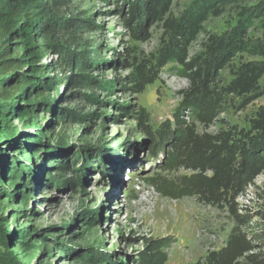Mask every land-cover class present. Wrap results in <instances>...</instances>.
Wrapping results in <instances>:
<instances>
[{"label": "rangeland", "instance_id": "374dc122", "mask_svg": "<svg viewBox=\"0 0 264 264\" xmlns=\"http://www.w3.org/2000/svg\"><path fill=\"white\" fill-rule=\"evenodd\" d=\"M136 1L71 0L61 8V16L72 17L80 25L78 39L67 46L92 55L94 64L86 74L98 82L114 81L115 92L72 86L60 106L89 117L57 122L52 112L41 113L42 134L25 119L13 121L14 135L21 140L40 135V156L49 152L53 164L67 159L69 167L58 171L46 162L41 174L33 178V198L26 208L14 198L0 195V224L10 233V240L29 225L18 212L21 208L28 211L38 231L46 230L45 236L31 237L36 249L22 252L12 242L9 249L0 245V257L13 255L23 264H92L86 259L93 254L99 259L97 264H139V252L148 242L161 240V252L167 254L165 264H209L208 255L220 251L229 236L239 232L251 249L238 264H259L248 256L264 260V173L219 200L208 201L200 194L182 191L183 180L195 172L177 161L181 152L174 136L179 120L192 124L199 135L232 125L248 128L250 118L264 106V93L250 103L226 95L217 117L202 123L184 105L189 87L184 65L160 63L161 49L168 41L164 23L148 20L146 35L132 32L136 26L130 9ZM198 1L171 0L169 12L181 17ZM227 2L220 15L207 16L202 32L189 48L187 61L205 50L210 35L229 32L247 10L249 36L253 41L264 39V0ZM57 57L49 52L44 60ZM143 60L158 77L138 93L128 77ZM249 60L259 58L241 53L231 64ZM232 65L218 73L219 84L232 79ZM151 92L155 98L149 102ZM84 94L93 95L98 102L83 99ZM51 120L55 122L52 125ZM6 155L12 161L20 156L10 146ZM78 175L82 183L70 185L69 181L78 182ZM61 229L65 235L59 239ZM53 239L61 241L62 247Z\"/></svg>", "mask_w": 264, "mask_h": 264}, {"label": "trees", "instance_id": "16d2710c", "mask_svg": "<svg viewBox=\"0 0 264 264\" xmlns=\"http://www.w3.org/2000/svg\"><path fill=\"white\" fill-rule=\"evenodd\" d=\"M70 1L0 0V195L14 198L24 208L33 198L36 182L33 178L41 174L45 163L48 162L50 167L58 171L68 169L69 163L67 159H62L60 164H53L49 152L40 156V135L21 140V137L13 134V121L25 119L27 125H34L42 134L44 129L38 119L41 113L52 112L57 122L83 121L89 117L60 106L72 86L87 90L100 87L115 92L114 81L98 82L95 77L86 74L94 64L92 55L86 50L77 52L67 46L78 39L77 27L80 26L74 18L61 16V8ZM170 1L137 0L131 4V20H135L133 25L136 26L131 30L135 35L136 32L146 35V21L164 23L168 41L161 49L160 63L180 62L184 65L189 81L184 105L205 123L217 117L219 106L226 95L242 98L247 103L260 97L264 93V87L261 86L264 79V39L253 41L249 36L251 22L247 14L250 10L242 13L244 17L229 32L210 35L205 50L187 61L189 48L202 32L207 16L220 15L221 8L227 5L228 0H199L181 17H175L169 12ZM49 52L56 53L58 57L44 60ZM241 53L259 60L240 61L238 65H232V60ZM231 65L232 79L227 84H219L218 73ZM66 71L69 73L64 76ZM55 72L62 74L59 76ZM157 77L155 69L143 60L128 79L140 93L147 85L154 83ZM83 96V99L90 102H98L91 94ZM121 109L129 113L127 108ZM53 121H50V125L55 123ZM179 123L174 138L179 142L181 155L176 158L184 167L195 172L183 180L182 191L200 194L208 201L219 200L217 198L226 196L230 190L240 188L242 184L246 185L264 173V106H260L250 118L248 128L232 125L214 134L199 135L192 124L183 120H179ZM146 129L149 127L146 126ZM160 137L164 139L163 131ZM7 146L20 154L14 161L7 158ZM77 181H69V184H81L79 175ZM24 208L18 212L24 221H29V225L15 233V240H10V233L5 232L4 226L0 224V245L6 249L13 242L15 248L29 252L36 249L31 237L45 236L46 230L38 231ZM59 232L61 234L57 237L61 239L65 232L63 229ZM240 236L239 232L232 233L224 248L208 255V263L238 264L251 249L250 242ZM53 240L62 247L61 241ZM163 243L161 240H150L146 248L139 252V264H165L167 254L161 252ZM63 250L67 252L64 247ZM89 255L90 258H83L97 264L99 259L93 254ZM248 257L256 263H264V260L257 261L253 256ZM0 264L23 263L10 255L0 257Z\"/></svg>", "mask_w": 264, "mask_h": 264}, {"label": "water", "instance_id": "95a60500", "mask_svg": "<svg viewBox=\"0 0 264 264\" xmlns=\"http://www.w3.org/2000/svg\"><path fill=\"white\" fill-rule=\"evenodd\" d=\"M154 98H155V94H154V92H151V93L149 94V96H148V101H149V102H152V101L154 100Z\"/></svg>", "mask_w": 264, "mask_h": 264}]
</instances>
